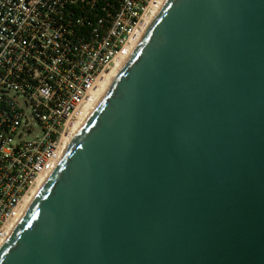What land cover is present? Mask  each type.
Wrapping results in <instances>:
<instances>
[{
    "label": "water",
    "instance_id": "water-1",
    "mask_svg": "<svg viewBox=\"0 0 264 264\" xmlns=\"http://www.w3.org/2000/svg\"><path fill=\"white\" fill-rule=\"evenodd\" d=\"M0 264H264V0H164Z\"/></svg>",
    "mask_w": 264,
    "mask_h": 264
},
{
    "label": "built area",
    "instance_id": "built-area-1",
    "mask_svg": "<svg viewBox=\"0 0 264 264\" xmlns=\"http://www.w3.org/2000/svg\"><path fill=\"white\" fill-rule=\"evenodd\" d=\"M162 1L0 0V249Z\"/></svg>",
    "mask_w": 264,
    "mask_h": 264
},
{
    "label": "bare ground",
    "instance_id": "bare-ground-1",
    "mask_svg": "<svg viewBox=\"0 0 264 264\" xmlns=\"http://www.w3.org/2000/svg\"><path fill=\"white\" fill-rule=\"evenodd\" d=\"M163 2H164V0L162 1L161 5L163 4ZM151 21L149 22V25H150ZM124 64H125L124 61L117 63V65L113 68L112 72L109 75L106 76L104 81L101 83L99 89L94 93V95L92 96L91 100L86 105V107H85V116L86 117H85L84 120H86V118L92 113L93 109L99 103V101L102 99L103 95L106 93V91L108 90V88L110 87V85L112 84L114 79L117 77V75L119 74V72L122 69V67L124 66ZM84 122L85 121H83L81 123V125L79 126L77 131L81 128V126L83 125ZM41 186L37 189V191L35 192L34 196L37 194V192L39 191ZM34 196H33V198H34ZM32 199H31V201H32ZM30 202H29V205H30Z\"/></svg>",
    "mask_w": 264,
    "mask_h": 264
}]
</instances>
